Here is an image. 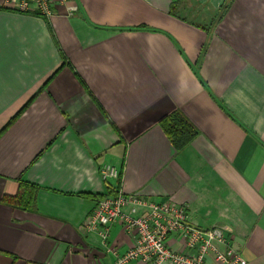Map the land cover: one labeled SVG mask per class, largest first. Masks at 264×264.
I'll return each instance as SVG.
<instances>
[{"label": "crops", "instance_id": "crops-1", "mask_svg": "<svg viewBox=\"0 0 264 264\" xmlns=\"http://www.w3.org/2000/svg\"><path fill=\"white\" fill-rule=\"evenodd\" d=\"M71 5L0 8V264H112L106 246L131 248L119 225L106 243L85 228L116 186L103 167L264 264V0ZM174 112L196 131L179 151L158 126Z\"/></svg>", "mask_w": 264, "mask_h": 264}, {"label": "built area", "instance_id": "built-area-1", "mask_svg": "<svg viewBox=\"0 0 264 264\" xmlns=\"http://www.w3.org/2000/svg\"><path fill=\"white\" fill-rule=\"evenodd\" d=\"M0 7L23 14H37L44 18L65 13L73 15L71 0H0ZM104 182L116 180L114 189L98 200L89 213L85 228L96 232L106 243L111 227L119 225L133 237V246L125 252L106 246L112 264H245L230 245L219 226L201 229L187 220V207L171 201L155 202L144 196L126 194L117 186L120 170L103 167ZM175 240L177 249L169 242Z\"/></svg>", "mask_w": 264, "mask_h": 264}, {"label": "trees", "instance_id": "trees-1", "mask_svg": "<svg viewBox=\"0 0 264 264\" xmlns=\"http://www.w3.org/2000/svg\"><path fill=\"white\" fill-rule=\"evenodd\" d=\"M172 5V9H173ZM171 12V10H170ZM173 14V12H171ZM34 99V96L28 100L24 104V106L13 116V118L6 124V128L11 125L19 115L30 105L32 100ZM158 126L163 131V133L166 135L168 140L171 142L172 146L176 149V151H179L183 149L186 145L189 144V142L195 137L196 131L194 127L191 125V123L180 113L174 112L164 118H162L158 122ZM4 127V129H5ZM120 178H121V171H120ZM120 178L117 181V186L119 187ZM22 187H30L33 188V186H28L21 184ZM33 191H31L32 193ZM30 193V195H31ZM110 193V192H108ZM104 196H99L98 200L102 199ZM4 201H7L4 200Z\"/></svg>", "mask_w": 264, "mask_h": 264}, {"label": "rangeland", "instance_id": "rangeland-1", "mask_svg": "<svg viewBox=\"0 0 264 264\" xmlns=\"http://www.w3.org/2000/svg\"><path fill=\"white\" fill-rule=\"evenodd\" d=\"M0 5H1V4H0ZM0 8H2V7H0ZM12 12H15V11L12 10ZM16 13H20V12H16ZM20 14H23V13H20ZM45 19H48V18H45Z\"/></svg>", "mask_w": 264, "mask_h": 264}]
</instances>
